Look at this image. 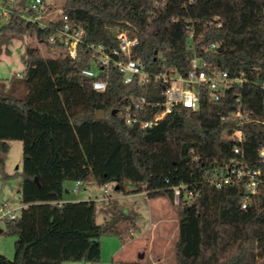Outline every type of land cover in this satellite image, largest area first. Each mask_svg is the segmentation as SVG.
<instances>
[{"label": "trees", "instance_id": "1", "mask_svg": "<svg viewBox=\"0 0 264 264\" xmlns=\"http://www.w3.org/2000/svg\"><path fill=\"white\" fill-rule=\"evenodd\" d=\"M62 10L73 28L84 31L75 60L65 46L49 42L51 29L21 18V7L0 26V39L32 41L24 96L0 92V176L14 177L6 171L10 142H21L20 200L26 206L17 220L4 222L1 234L16 241L13 259L0 254V264L100 263V239L108 230L96 222L95 201L64 202L67 182L114 185L124 194L131 183L133 194L172 205L173 188L185 186L196 196L176 206V264H264V186L252 211L240 207L243 182L217 189L207 181L212 166L240 158L237 146L252 168H264V0H65ZM110 28L138 37L133 55L149 72L186 74L196 57L246 82L217 102L204 88L197 110L179 106L158 125L135 130L120 114L124 99L164 98L154 81L126 85L117 70L94 64L88 45L117 47ZM92 69L107 75L104 93L83 75ZM238 98L248 117L240 127L243 144L232 138L239 128L233 116Z\"/></svg>", "mask_w": 264, "mask_h": 264}, {"label": "built area", "instance_id": "2", "mask_svg": "<svg viewBox=\"0 0 264 264\" xmlns=\"http://www.w3.org/2000/svg\"><path fill=\"white\" fill-rule=\"evenodd\" d=\"M19 0H9L4 2L0 0V21L8 22L16 9L20 8ZM35 14V17L30 15ZM20 17L38 24L41 30L51 29L53 35L50 37L51 44H60L67 48L68 55L75 60L78 57V49L83 44L84 31L75 29L71 26L68 16L63 13L62 9L55 10L51 8L44 0H27ZM117 41L116 48H110L105 45L90 44L87 46L91 52L94 64L101 69L117 70L123 77L126 85L138 83L141 86L149 84L151 81L159 84L160 93L163 96V102L149 101L146 98L130 96L122 102L120 114L125 124L133 127L147 129L158 125L169 114L179 106L189 108L193 111L199 107L202 89L209 91L210 97L217 102L223 98L225 92L233 85L243 87L246 80L243 77L232 78L225 71L211 69L206 63L200 62L194 57L191 61V69L182 74L175 70L166 72L152 73L146 70L142 58L133 55L135 47L138 45V37L128 29L110 28ZM83 75L87 78L94 79L92 88L98 93H104L108 88V77L100 75L96 70H85ZM238 107L233 116L237 119V128L232 138L238 143L245 142L244 134L240 127L248 121L247 115L242 109V100L238 98ZM264 125V85L262 99ZM150 115V120L143 119V116ZM240 156L238 160L231 161L230 164L222 166L214 165L208 170L209 184L220 189L224 186L243 182L245 187V199L241 204V210L256 211L252 202L264 186V168H252L244 158V152L237 146L234 151ZM259 158L264 161V148L259 152ZM77 187L82 186L80 182H75ZM111 185L104 186L105 198L107 204L113 200L108 188ZM185 186L173 188V204L178 206L182 201H191L196 194L191 190H185ZM26 208V206H23ZM19 214L7 206L0 208V223L6 221H15ZM102 264V263H99Z\"/></svg>", "mask_w": 264, "mask_h": 264}, {"label": "rangeland", "instance_id": "3", "mask_svg": "<svg viewBox=\"0 0 264 264\" xmlns=\"http://www.w3.org/2000/svg\"><path fill=\"white\" fill-rule=\"evenodd\" d=\"M22 1V0H19ZM51 8L62 9L65 0H44ZM6 22L0 21V26ZM32 41L29 37L0 39V92L17 98L24 96L23 72L25 53ZM22 143L10 142L6 164L8 174L14 176L4 181L0 176V208L7 206L20 214L22 174ZM70 200H92L96 202V222L108 232L100 239L102 264H176L175 246L178 238L176 206L165 198L148 199L145 194H133L135 187L125 185L128 194L119 193L112 185L108 188L113 200L107 204L105 188L98 185L77 187L67 182ZM154 219L158 225L153 227ZM4 229V223H0ZM15 236L0 234V254L9 259L14 257ZM143 257V258H141ZM63 264H90L66 262Z\"/></svg>", "mask_w": 264, "mask_h": 264}, {"label": "water", "instance_id": "4", "mask_svg": "<svg viewBox=\"0 0 264 264\" xmlns=\"http://www.w3.org/2000/svg\"><path fill=\"white\" fill-rule=\"evenodd\" d=\"M26 2H27V0H22V1L20 2V4H19V7L24 8ZM104 117H105V113H104V112H98V113H97V119H100V120H101V119H104ZM133 129L137 130V129H138V125H134V126H133ZM35 182L39 185L37 179L35 180ZM115 190L117 191V187L115 188ZM245 194L248 195V192H246ZM1 233H2V230L0 229V234H1ZM141 258H143V257H141Z\"/></svg>", "mask_w": 264, "mask_h": 264}, {"label": "crops", "instance_id": "5", "mask_svg": "<svg viewBox=\"0 0 264 264\" xmlns=\"http://www.w3.org/2000/svg\"><path fill=\"white\" fill-rule=\"evenodd\" d=\"M67 186V184L65 185V187ZM69 195V191L68 190H66V194H65V196H68ZM146 196V195H145ZM147 197V196H146ZM148 198V197H147ZM149 199V198H148ZM78 201H88V200H77V201H74V200H70V199H66L65 197H64V202H78ZM152 225H153V227H155L156 228V226L158 225V223L157 222H155L154 221V219L152 220Z\"/></svg>", "mask_w": 264, "mask_h": 264}]
</instances>
